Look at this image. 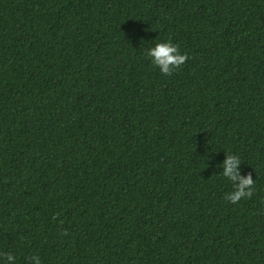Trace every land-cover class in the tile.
<instances>
[{
  "label": "trees",
  "instance_id": "1",
  "mask_svg": "<svg viewBox=\"0 0 264 264\" xmlns=\"http://www.w3.org/2000/svg\"><path fill=\"white\" fill-rule=\"evenodd\" d=\"M171 40L170 75L146 51ZM228 154L251 174L236 203ZM15 264H264V0H0V252Z\"/></svg>",
  "mask_w": 264,
  "mask_h": 264
},
{
  "label": "clouds",
  "instance_id": "2",
  "mask_svg": "<svg viewBox=\"0 0 264 264\" xmlns=\"http://www.w3.org/2000/svg\"><path fill=\"white\" fill-rule=\"evenodd\" d=\"M146 55L151 63L158 67L162 74L170 75L187 60V54L182 53L177 44L171 40H162L149 47ZM241 159L236 154H228L222 162L224 171L220 175L231 182L233 190L224 194V199L230 203H236L244 198H250L253 194L254 180L251 174H241L239 165ZM17 257L13 252H0V264H15ZM28 264H42L41 258L33 254L27 258Z\"/></svg>",
  "mask_w": 264,
  "mask_h": 264
}]
</instances>
